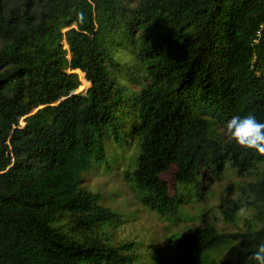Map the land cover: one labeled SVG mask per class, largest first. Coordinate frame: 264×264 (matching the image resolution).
<instances>
[{
    "label": "trees",
    "instance_id": "16d2710c",
    "mask_svg": "<svg viewBox=\"0 0 264 264\" xmlns=\"http://www.w3.org/2000/svg\"><path fill=\"white\" fill-rule=\"evenodd\" d=\"M110 154L158 219L179 213L170 183L233 169L222 216L257 229L170 247L194 264L240 239L223 264H264V0H0V264H139L113 240L124 215L86 190Z\"/></svg>",
    "mask_w": 264,
    "mask_h": 264
},
{
    "label": "rangeland",
    "instance_id": "374dc122",
    "mask_svg": "<svg viewBox=\"0 0 264 264\" xmlns=\"http://www.w3.org/2000/svg\"><path fill=\"white\" fill-rule=\"evenodd\" d=\"M75 73L81 84L78 92L86 90L89 83L85 81L84 75ZM108 161V165L96 170L90 169L84 175L86 190L98 194L101 200H105L104 204L118 209L124 215L128 222L113 233V240L122 242L134 239L143 256L139 259V264H182L171 250V241L195 227L212 224L219 232L224 233H242L247 229H257V225L250 220V210L237 213L231 221H225L222 216V208L229 201L237 199L238 186L242 182L227 165L210 171L207 178L203 179L201 190L193 186L182 191L184 187L170 183L171 192L182 195L179 213L158 219L135 200L134 193L123 181L122 169L112 163L115 161L112 154ZM239 241L240 239H229L217 244L214 250L204 252L194 264H223L233 261L240 250Z\"/></svg>",
    "mask_w": 264,
    "mask_h": 264
}]
</instances>
